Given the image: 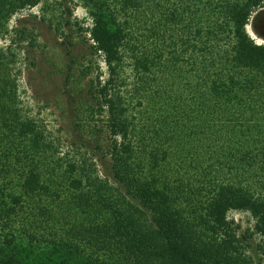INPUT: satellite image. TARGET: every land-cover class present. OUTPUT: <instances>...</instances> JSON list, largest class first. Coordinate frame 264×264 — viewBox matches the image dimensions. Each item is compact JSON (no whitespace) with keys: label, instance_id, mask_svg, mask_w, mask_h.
<instances>
[{"label":"trees","instance_id":"obj_1","mask_svg":"<svg viewBox=\"0 0 264 264\" xmlns=\"http://www.w3.org/2000/svg\"><path fill=\"white\" fill-rule=\"evenodd\" d=\"M37 6L103 59L79 121L105 130L112 180L58 158L22 113L10 50L36 37L8 25ZM259 19L264 0H0V264H264V44L246 30L264 40Z\"/></svg>","mask_w":264,"mask_h":264},{"label":"rangeland","instance_id":"obj_2","mask_svg":"<svg viewBox=\"0 0 264 264\" xmlns=\"http://www.w3.org/2000/svg\"><path fill=\"white\" fill-rule=\"evenodd\" d=\"M71 10L74 21L82 27H91L92 22L85 9L71 6ZM40 16V6H37L19 12L8 25L9 31L17 27L36 37L34 47L28 41H23L20 42L21 48L15 43L10 50L14 55L11 67L18 79L22 113L40 124L47 137L60 148L58 158L68 155V158L77 161L85 159L94 164L101 177L112 180L109 160L104 151L97 149L98 144L102 149L106 148L105 130L103 134L91 131L84 121H79L86 103L92 104L90 81L98 72L102 73L101 80L107 79L103 59L93 54L76 28L64 31L63 37L56 36L49 23ZM256 26H259L264 39V19H259ZM246 30L257 44H264V40L254 34L250 24ZM15 34L12 36L18 41L19 37L16 38ZM8 45L9 37L0 39V49L5 51ZM129 61L122 74L127 85L124 89L127 90H131L135 81ZM99 120L96 126L100 128L102 125ZM228 218L240 225L239 235H245L247 229L252 231L254 220L248 213L232 212ZM260 241L256 235L247 240L250 254L255 259L261 255L256 247Z\"/></svg>","mask_w":264,"mask_h":264}]
</instances>
